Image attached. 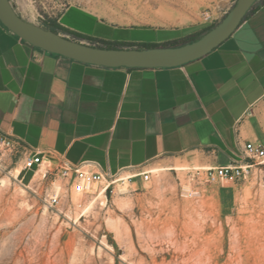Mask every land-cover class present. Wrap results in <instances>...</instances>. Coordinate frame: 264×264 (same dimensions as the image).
<instances>
[{"label":"crops","instance_id":"obj_1","mask_svg":"<svg viewBox=\"0 0 264 264\" xmlns=\"http://www.w3.org/2000/svg\"><path fill=\"white\" fill-rule=\"evenodd\" d=\"M234 2L91 0L58 22L100 40L163 43L217 23ZM68 15L103 27L84 32ZM0 132L24 151L42 150L34 173L67 162L132 175L122 183L130 185L143 171L228 164L245 143L264 144V0L218 46L171 67L84 63L0 21Z\"/></svg>","mask_w":264,"mask_h":264},{"label":"rangeland","instance_id":"obj_2","mask_svg":"<svg viewBox=\"0 0 264 264\" xmlns=\"http://www.w3.org/2000/svg\"><path fill=\"white\" fill-rule=\"evenodd\" d=\"M12 1L40 24L63 21L71 5L91 0ZM65 21L84 32L103 27L72 15ZM2 137L0 264H264V163L245 178L212 183L196 170L153 172L118 183L81 214L95 193L24 169V150Z\"/></svg>","mask_w":264,"mask_h":264},{"label":"water","instance_id":"obj_3","mask_svg":"<svg viewBox=\"0 0 264 264\" xmlns=\"http://www.w3.org/2000/svg\"><path fill=\"white\" fill-rule=\"evenodd\" d=\"M256 0H235L216 25L200 37L177 45L149 47L95 46L46 28L17 10L12 0H0V21L14 34L43 50L88 64L108 67H171L201 57L225 40Z\"/></svg>","mask_w":264,"mask_h":264},{"label":"built area","instance_id":"obj_4","mask_svg":"<svg viewBox=\"0 0 264 264\" xmlns=\"http://www.w3.org/2000/svg\"><path fill=\"white\" fill-rule=\"evenodd\" d=\"M205 21L212 22V17L208 11H205L203 14ZM211 24V23H210ZM1 133V132H0ZM2 134V143H5L8 146L14 144V142ZM42 161V150L39 148H31L24 151L23 158V168L31 169L38 167ZM264 163V144L247 142L244 144L243 148L239 152V158L233 160L232 162L220 165L206 167L202 169H196V174L200 175L202 179L207 182H216V181H233L238 178H245L249 171L258 164ZM54 175L61 176L67 179L74 190L82 191L92 186L96 185L99 193H113L118 183H123L124 181H130L133 176L127 175L126 177L116 175L114 173L103 171L100 167L96 169L89 170L83 168L79 164H70L67 162H62L53 172ZM142 179H149L151 176L150 171H143L138 174ZM189 194L191 192L189 191ZM57 199L55 193L51 194L50 201L54 202Z\"/></svg>","mask_w":264,"mask_h":264},{"label":"trees","instance_id":"obj_5","mask_svg":"<svg viewBox=\"0 0 264 264\" xmlns=\"http://www.w3.org/2000/svg\"><path fill=\"white\" fill-rule=\"evenodd\" d=\"M256 1L251 5V7L248 9L246 12L249 13L254 9ZM245 14V15H246ZM40 25L49 28L53 31L60 32L70 38H74L77 40H82L85 39L89 44L95 45V46H101V47H106V48H116V47H149V46H156V45H177V44H182L190 40H194L198 37H200L202 34L206 33L210 29H212L216 23L209 24L208 26L203 27L199 31L190 33L188 35H185L183 37H180L178 39H174L171 41H166L163 43H131V42H126V41H109V40H100L96 39L94 37H90L88 35H84L82 33H79L77 31H73L71 29H68L61 25L56 18L53 17H48L40 23Z\"/></svg>","mask_w":264,"mask_h":264},{"label":"bare ground","instance_id":"obj_6","mask_svg":"<svg viewBox=\"0 0 264 264\" xmlns=\"http://www.w3.org/2000/svg\"><path fill=\"white\" fill-rule=\"evenodd\" d=\"M123 177H126V176H123ZM93 188L95 190H92ZM74 191H76V190H74ZM89 191H90V193H95L96 195L95 196H92L90 199H88L87 202L82 206V208L80 209V211L82 212L81 214H83L86 210H88L95 203V200L101 195V192H102V191H100L99 193H97L98 192V189L96 188V185L95 184H93L92 186H89L85 190L76 191V192H87L88 193Z\"/></svg>","mask_w":264,"mask_h":264}]
</instances>
